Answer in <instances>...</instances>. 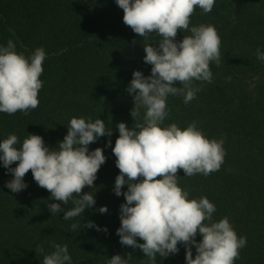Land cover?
Returning a JSON list of instances; mask_svg holds the SVG:
<instances>
[{
	"label": "trees",
	"instance_id": "trees-1",
	"mask_svg": "<svg viewBox=\"0 0 264 264\" xmlns=\"http://www.w3.org/2000/svg\"><path fill=\"white\" fill-rule=\"evenodd\" d=\"M123 15L115 0H0V44L11 39L26 56L38 47L47 53L39 106L27 115L0 113V139L14 133L22 143L29 134H38L56 148L73 116L100 118L113 129L110 137L89 145L90 150L104 148L107 157L94 188L82 189L95 193L96 203L70 220L48 209L47 203L58 201L50 199V191L38 185L31 170L24 177L26 189H8L5 182L13 176L0 163V264H42L43 255L53 250L51 242L68 245L72 264H107L111 256L129 253L130 264H152L139 248L122 245L117 235L125 199L113 191L119 169L112 147L119 122L135 127L134 94L127 86L135 70L151 74L143 44L156 46L159 37L153 32L144 40L123 22ZM199 24L216 27L221 61L210 63L213 81L204 82L190 103L180 95L168 97L164 123L183 129L196 121L207 137L224 138L226 154L220 169L208 176L188 177L179 169L178 183L189 198L207 196L216 205L214 220L227 216L237 234L247 237L235 264H264V62L255 56L258 46L264 51V0H216L209 13L194 10L190 26ZM188 34L178 31L176 40ZM109 139L112 145L105 147ZM105 205L108 211L100 213ZM62 207L66 211L73 204ZM88 221L107 231L87 227ZM72 223L78 224L76 230ZM178 247L177 254L157 255L155 264H186L185 246ZM192 250L194 258V245Z\"/></svg>",
	"mask_w": 264,
	"mask_h": 264
},
{
	"label": "clouds",
	"instance_id": "clouds-1",
	"mask_svg": "<svg viewBox=\"0 0 264 264\" xmlns=\"http://www.w3.org/2000/svg\"><path fill=\"white\" fill-rule=\"evenodd\" d=\"M115 3L124 12L123 22L134 33L144 40L153 32L159 37L156 46L143 44L146 53L143 60L152 65L151 74L145 76L141 70H135L127 86V92L134 94L131 116L135 127H128L126 122L116 125L119 136L112 152L119 174L113 191L125 199L120 206L121 224L116 230L120 243L139 248L152 264L157 255L177 254L179 244L185 246L186 264H235L247 237L237 234L227 216L214 220L216 205L207 196L189 198V191L177 179L179 169L188 177L218 171L226 154L224 138L207 137L196 121L183 129L176 123H164L169 116L170 95H180L188 104L204 82L213 81L210 63L219 65L221 61L220 35L214 25L190 26V20L196 8L203 13L211 12L216 0H115ZM178 31L190 34L177 41ZM46 55L45 49L38 47L26 56L17 51L11 39L6 45L0 44V113L12 115L19 111L27 115L39 106ZM255 56L264 62L261 47L256 48ZM177 81L181 86H175ZM194 81L201 83L196 85ZM67 128L56 148L47 146L38 134H29L22 143L14 133L0 139V163L13 176L5 186L12 192L26 189L24 177L31 170L38 185L50 191V199L58 201L47 203L48 209L53 215L63 212V220L78 217L95 205V193L82 189L94 188L98 170L107 157L104 148L90 150L89 145L113 133L104 120L83 116H73ZM111 145L109 139L105 147ZM14 162L18 163L12 167ZM69 201L73 207L65 211L62 205ZM98 211L106 213L108 208L101 206ZM86 226L107 231L93 221ZM77 228V223L71 224L72 230ZM197 235L202 239L198 241ZM51 247L53 250L43 255L42 264H72L67 244L51 242ZM39 251L44 253L42 247ZM132 258L131 253L127 257L116 254L107 264H130Z\"/></svg>",
	"mask_w": 264,
	"mask_h": 264
}]
</instances>
